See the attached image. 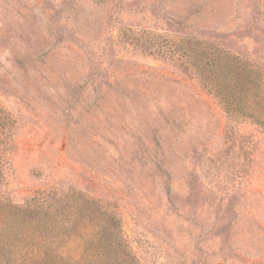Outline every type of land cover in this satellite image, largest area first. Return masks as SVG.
<instances>
[{
	"label": "rangeland",
	"instance_id": "rangeland-1",
	"mask_svg": "<svg viewBox=\"0 0 264 264\" xmlns=\"http://www.w3.org/2000/svg\"><path fill=\"white\" fill-rule=\"evenodd\" d=\"M257 93L264 0H0V264H264Z\"/></svg>",
	"mask_w": 264,
	"mask_h": 264
},
{
	"label": "trees",
	"instance_id": "trees-1",
	"mask_svg": "<svg viewBox=\"0 0 264 264\" xmlns=\"http://www.w3.org/2000/svg\"><path fill=\"white\" fill-rule=\"evenodd\" d=\"M236 74V73H235ZM234 75L232 74L231 75V77H228V80L230 79L232 82H235V84H236V86H238L239 84H244V82L242 81L243 80V78L242 79H240V75L239 74H237V78L236 77H233ZM249 85H251V81H248L247 82ZM259 83H260V81H259ZM257 84H258V82H257ZM257 84H255V85H253L252 87H254V86H256ZM248 89H250V87H248ZM251 93H253V92H251ZM259 96L260 95H258V93H257V95H252V96H250V95H246V98L247 97H249L248 98V101L249 102H255V103H258L259 101H263V99H261V98H259ZM264 102V101H263ZM263 120V122H264V118L262 119ZM42 233V231H36V230H34L33 231V238H32V240H34V238H35V236L37 235L38 237H37V239L34 241V243H33V245H35V249L34 248H31L30 249V251H35L36 250V247H39V244H40V240H42V237L40 238V235H39V233ZM27 237V236H26ZM26 237H25V239H26ZM42 246H43V244H42ZM21 249L23 250V252H26V244L23 246V247H21ZM36 252V251H35ZM45 254L46 253H41V259H40V262H41V260L44 258V256H45ZM39 262V263H40Z\"/></svg>",
	"mask_w": 264,
	"mask_h": 264
}]
</instances>
